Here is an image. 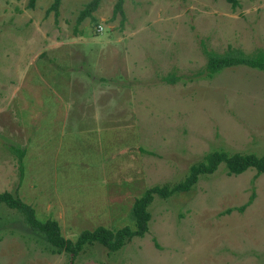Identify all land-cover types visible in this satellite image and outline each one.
<instances>
[{"label": "rangeland", "instance_id": "rangeland-1", "mask_svg": "<svg viewBox=\"0 0 264 264\" xmlns=\"http://www.w3.org/2000/svg\"><path fill=\"white\" fill-rule=\"evenodd\" d=\"M52 1L0 0V192L74 238L133 226L134 198L207 151H262L264 71L236 64L207 76L203 49L264 53V0H122L121 13L99 0L94 23L76 20L88 0H59L56 14ZM44 62L47 75L59 68V104L39 76ZM147 210L143 235L70 259L0 202V264H264V171L220 163L188 190L154 194Z\"/></svg>", "mask_w": 264, "mask_h": 264}, {"label": "trees", "instance_id": "trees-1", "mask_svg": "<svg viewBox=\"0 0 264 264\" xmlns=\"http://www.w3.org/2000/svg\"><path fill=\"white\" fill-rule=\"evenodd\" d=\"M231 4H236V0H227ZM59 0H53L50 7L46 10L53 9L56 14V5ZM99 0H88L83 8H81L76 16V20H81L84 16H89L92 22L96 21L91 15V11L98 5ZM122 0H116L114 9L121 13ZM34 0H27V5L32 7ZM206 60L204 63L205 75L210 76L217 70L236 64H244L253 68L264 71V53L261 49L251 53H245L238 48L227 47L222 52H216L210 49H203ZM202 69V70H203ZM168 78V77H167ZM172 80V78H169ZM23 153V149L19 150V156ZM223 164L228 173H240L247 168H254L255 174L264 171V147L259 154L253 152H228L223 149H213L203 154L202 158L189 164L185 175L168 185L166 182L161 184H153L146 187L141 194L134 198L131 211L134 217L133 226L127 224L109 228L103 225H95L92 228H83L78 231L74 238L65 237L60 230V226L56 219L47 217L39 219L35 216L33 208L22 202L18 197L12 196L9 191L0 192V202L6 206L17 209L23 216L25 222L33 229L40 231L46 240L53 246L68 254L70 259L74 258L86 244L98 242L107 250L112 251L119 248L125 241L132 236H141L147 229V221L149 219V211L147 205L151 201L154 194L161 197L168 196L174 192L188 190L196 181L199 174L211 173L219 164ZM19 175L22 173V161L19 159ZM251 196L242 204L235 208L239 211L250 202ZM226 208L225 211H229Z\"/></svg>", "mask_w": 264, "mask_h": 264}, {"label": "crops", "instance_id": "crops-1", "mask_svg": "<svg viewBox=\"0 0 264 264\" xmlns=\"http://www.w3.org/2000/svg\"><path fill=\"white\" fill-rule=\"evenodd\" d=\"M46 46H48V45H46ZM36 47L35 49H33V48H31V46H29L28 48H27V50H26V53H27V51L29 50V49H32V51H31V53L32 52H34L35 50H37V48H40V49H38L39 51H37V52H39V56L40 57H43V54L42 53H45V50H47L48 49V47ZM25 57H26V59L25 60H22V63H23V65L20 67V70L22 71V72H19V71H16V74H15V76L16 77H14V79H15V82H11L10 80V84L11 85H13V87L16 89V90H18L19 89V87H20V85L22 84V82H23V79H24V77H25V71L27 70V67L29 66V64H31V62L33 63V59H32V56L31 55H29V54H27V55H25ZM46 59H48V58H46L45 56H44V59H42V60H40V61H45ZM40 63V62H39ZM37 65H39V64H37ZM37 65H36V67H37ZM40 66V65H39ZM44 66V67H43ZM43 66H41V71H43V72H45V74H46V72H47V70H49V69H51L50 67H47V65H46V63L44 62V64H43ZM43 67V68H42ZM55 70V69H54ZM21 73H22V75H21ZM40 76V78H41V80H43V81H49L50 80V82L52 81L53 83H54V86H55V88H54V92L57 94V98H58V101H56V102H50V103H52V105H54L55 103H57V104H59V98H60V93L59 92H62V86H59V68H58V70H56V72L55 71H52V73H48V75L46 74V75H44V76H42V75H39ZM29 90V89H28ZM99 92H102V91H99ZM28 103V102H27ZM58 111V110H57ZM59 112V111H58Z\"/></svg>", "mask_w": 264, "mask_h": 264}, {"label": "built area", "instance_id": "built-area-1", "mask_svg": "<svg viewBox=\"0 0 264 264\" xmlns=\"http://www.w3.org/2000/svg\"><path fill=\"white\" fill-rule=\"evenodd\" d=\"M99 27V26H98ZM97 29V28H96Z\"/></svg>", "mask_w": 264, "mask_h": 264}]
</instances>
